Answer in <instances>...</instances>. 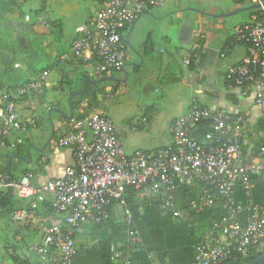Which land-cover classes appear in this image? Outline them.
<instances>
[{
    "label": "crops",
    "instance_id": "1",
    "mask_svg": "<svg viewBox=\"0 0 264 264\" xmlns=\"http://www.w3.org/2000/svg\"><path fill=\"white\" fill-rule=\"evenodd\" d=\"M46 1L0 0V31L2 28L10 31L16 25L15 20H20L17 10L21 5L26 4L34 13L37 11L35 6ZM86 1H89L90 6L85 12L84 21L78 26L89 23L105 4H99L96 0ZM198 2L201 0H161L157 7L144 11L134 23L123 29L127 45L124 69L102 75L96 80L100 87L105 86L106 89L99 110L109 116V106H121L119 102L114 103L116 97L127 94L129 87L136 81L148 78L144 83L141 82L140 87L143 94H151L149 102H139L133 113H121L118 123H115L127 154L152 152L171 145L170 125L175 119L186 115L193 103L211 110L223 109L232 115L248 117L250 126L264 112L254 104V86L229 88L225 81L228 67L240 63L247 54V46L235 41V30L241 24L250 22L252 16L246 11L248 18L239 19L243 12H238V9L243 7L238 0H224L209 8L198 6ZM37 15H41V12L38 11ZM75 29L64 46H55L53 52L49 53L53 61L44 68L55 70L58 67L56 65H61L59 55L69 50ZM14 41L10 37L6 43L0 42V102L6 92L14 91L11 87L16 85L20 73L30 80L35 77L29 71L32 62L28 64L11 58ZM129 48L137 59L129 55ZM225 49H229V52L222 58L220 54ZM52 72L40 92L29 94L17 102L16 110L21 118H38L39 122L35 129L22 137L24 148L20 156L30 162H23L17 157V135L7 139L0 150V167L7 164L8 173L14 178L20 176L28 163L37 161V152L33 148L41 149L49 140L52 141L54 135L61 138L69 129L63 117L70 120L74 114L84 113L85 104L78 97L79 93H74L70 84H61L60 72ZM89 74L95 75L94 72ZM141 119H146L147 125L133 131V124ZM32 132L36 133L33 137ZM208 133L210 130L205 126H196L191 131L192 137L202 144L208 143ZM58 140L46 147V161L35 169L33 184L43 185L49 180L60 179L65 170L74 165L72 148L59 147ZM246 142L250 145L245 156L254 158L250 155L252 142L247 139ZM250 179L253 185L251 202L256 207L264 208V172L252 174ZM233 195L239 207L237 218L244 224L248 199L239 185L235 187ZM167 196L174 209L183 214L181 218L162 210L164 208L141 205L131 211L128 207L132 215V227L141 241L139 246L130 251L135 264H194L195 247L212 224L227 215V210L220 204L202 210L196 208L201 198L199 185L173 188ZM21 202L26 204L27 200ZM39 208L41 215L25 225L12 221L2 223L6 238L0 244V264H14L9 259L10 250L15 248L18 251L26 243H39L44 227L62 224L64 215L51 211L49 197ZM110 213L111 224L86 223L75 232L76 254L71 264H122L113 257L116 248L113 239L120 244L121 232L114 235L113 230L127 226L125 216L115 206Z\"/></svg>",
    "mask_w": 264,
    "mask_h": 264
},
{
    "label": "built area",
    "instance_id": "2",
    "mask_svg": "<svg viewBox=\"0 0 264 264\" xmlns=\"http://www.w3.org/2000/svg\"><path fill=\"white\" fill-rule=\"evenodd\" d=\"M250 1L259 5L258 15H252L250 22L235 30V41L247 46V54L240 63L228 67L225 81L229 88L254 86V104L264 109V0ZM160 3L161 0L107 1L89 23L76 27L70 48L60 60L94 61L95 75L122 71L127 58L123 29ZM228 52L225 49L220 57ZM48 76L49 71H44L1 97L0 150L12 135H17L15 146L22 145V137L37 127L39 119L21 118L16 106L29 94L40 92ZM69 122L71 132L59 139L57 145L72 148L74 165L65 170L62 178L43 185L32 183L34 171L45 163V156L28 163L18 181H10L0 170V198L10 189L19 199L30 202L28 209L12 212L13 223L25 225L36 215L37 205L48 197L51 211L64 215L62 224L43 228L39 243H26L16 252L20 260L30 264H71L76 254L75 232L83 224H103L109 220L113 206L124 212L129 242L140 245V237L132 227L125 189L142 188L154 194L163 191L167 195L173 188L200 184L204 187H200L201 198L196 208L202 210L221 201L227 215L214 222L195 247L194 264H222L235 254L264 248V208L254 206L250 199V176L264 172V149L257 161L242 154L246 144L243 131L251 123L250 118L193 103L186 115L170 125L171 145L133 154H127L113 121L101 110L93 108L82 118L72 116ZM203 122L210 123L208 146L191 135L192 129ZM146 125L147 120L141 119L132 130ZM238 185L248 199L244 224L237 218L239 207L233 195ZM164 206L174 217L182 215L168 196ZM113 257L122 264H135L130 251L114 252Z\"/></svg>",
    "mask_w": 264,
    "mask_h": 264
},
{
    "label": "trees",
    "instance_id": "3",
    "mask_svg": "<svg viewBox=\"0 0 264 264\" xmlns=\"http://www.w3.org/2000/svg\"><path fill=\"white\" fill-rule=\"evenodd\" d=\"M96 1L99 4H104L109 0H96ZM238 3L240 4L241 7H247V6L253 5V2L250 0L238 1ZM43 6H44V3H43ZM38 11L42 12L41 10L35 11L33 13L34 17H36V14ZM247 13L250 16L258 15L259 10H250ZM19 17H21V19H23L25 16H24V14L23 15L20 14ZM57 25H58L57 22H49L48 30L52 29L53 27H56ZM0 42H1V37H0ZM0 46H1V43H0ZM62 54L59 55V59H60V56ZM1 56L2 55L0 54V57ZM31 60H32L31 55L24 54V57L22 60L23 63L30 64L31 62H29V61H31ZM95 65H96V62H94V61H87L84 58H72L68 61H62L61 60V65H56L58 67L55 70H53L49 67L37 69L31 63L30 67H29V71L31 73H33L32 75H35V77L33 79L37 78L44 71H49V73H50V71L60 72L59 73V81L61 82V84H63V83L64 84H70L71 88H73V90H74V93H76V94L79 93L78 97L81 100H83V102L85 104L83 114H74V116L82 118L84 115L89 113L91 111V109H93V108L99 109V104H100L101 100L103 99L104 96H106V91H105L104 87H100V85L96 81L102 75H92V74L90 75L88 70L87 71L85 70L86 68H91L93 70V67ZM20 75L21 76L17 79L16 85L11 87L12 90H16L17 88L23 86L25 83L30 81V79L24 78L23 74L20 73ZM250 87H252V86H250ZM43 88H44V86H43ZM263 111H264V109H263ZM234 116H236V115H234ZM63 119H64L63 121H65V123L67 125H69V127H68L69 129H67L65 131V133L61 136V138H63L64 136H66L67 134H69L71 132L69 119H67L66 117H63ZM198 126H205L206 128H208L211 131L209 122H203L202 124H199ZM243 132H244L245 139L250 140V142H252V146L250 148L252 154H250V155H252V157H255V158L259 157V154L261 153L262 149H264V112H263L262 116L258 119V121L254 125H252V126L246 125L244 127ZM61 138H57L56 135H54L52 141L50 142V144L47 147L51 146V144H53L54 142H56L58 139H61ZM204 145L208 146V143L204 144ZM249 145H250V143L244 144L242 146V154L243 155L246 154V152H247L246 149L249 147ZM22 148H24V144L17 147V149H16L17 155L20 156L22 154V152H23ZM44 153H36V155L38 156L37 161L40 160L44 156ZM12 165H13V163H12ZM11 169L13 170V166H11ZM0 170L2 171V173L7 175L8 171H9V167L7 164H5V165L0 167ZM25 172H26V169L23 172H21V174L18 178H14L12 174H9L8 179L10 181H18L25 174ZM199 186L201 188H203L204 184H200ZM124 195L127 198L126 203H127L128 207L130 208L131 211H133V209H135L141 205H149L155 209L164 208L162 210L170 212L172 214V211L164 206V201L166 200L167 195L163 191H160V192L154 194V193H150V192H144V190L142 188H127L124 191ZM22 200H24V199H19L18 197H16V195L13 194L12 190H10V189H7L2 193V197L0 198V222L1 223L6 224V222L7 223L10 222L12 212L15 210H18V208L19 209H28L29 208L30 202L27 201L26 204H23L21 202ZM43 203L44 202L39 203L37 205V207H36L37 212L33 218L41 215V209L39 207ZM216 204L223 205V202H221V201L216 202ZM196 211H198V210H196ZM182 216H183V214L181 216L176 217V218H181ZM109 223L111 224L110 219L107 220L106 222H104L103 224H109ZM128 229H129V227L126 226L123 228L116 227L115 230H113L114 235H117L118 233L121 232V237H122L119 240L120 244L117 242L116 239H113V241H114L113 244L116 247V248H114L113 253L114 252L131 251L136 246H139L138 244H133V243L129 242L128 234H127ZM16 252H17V250L15 248L13 250H10V252H9V259H11V261L14 264H30L29 261L20 260L17 257ZM262 254H264V248H262V249L260 248L258 251H255L254 248H251L245 254L233 255L231 258H229L228 260H226L222 264H245L247 262H250V261L258 258ZM119 261H121V260H119Z\"/></svg>",
    "mask_w": 264,
    "mask_h": 264
},
{
    "label": "rangeland",
    "instance_id": "4",
    "mask_svg": "<svg viewBox=\"0 0 264 264\" xmlns=\"http://www.w3.org/2000/svg\"><path fill=\"white\" fill-rule=\"evenodd\" d=\"M221 1L224 0H201L197 4L202 8H209ZM45 4L44 6L43 4L34 5L35 10L42 11L41 15L36 14V17L33 16L32 10L26 4L21 5L18 7L17 12L21 15L24 14L25 17L21 19V16L20 20H15L16 25H13L11 29L13 31L8 30L10 33L5 28L0 31L2 44L8 42L10 37L15 40L12 46L14 49L11 50L13 52L11 58L22 62L24 54H29L33 59L29 62H32L37 69L44 68L45 65L52 63L53 60L48 56L49 53L53 52L55 46H64L75 27L84 21L85 12L90 6L89 1L86 0H47ZM247 16V13L243 12L239 15V19L245 20L248 18ZM48 21L57 22L59 25L48 30ZM128 53L133 59H137L132 49L129 48ZM26 66L28 65L26 64ZM88 72L92 73L93 70L90 68ZM56 77L55 74L54 78L56 79ZM145 80H148V78L136 81L137 83L129 87L127 94L116 97L114 103L119 102L121 105L119 108H114L113 105L109 106L108 114L115 126L121 113H133L139 102H149L148 99L151 94H143L140 87L141 82L144 83ZM35 134V132H32V137ZM31 142L34 141L31 140ZM2 227L3 224L0 222L1 245L6 238Z\"/></svg>",
    "mask_w": 264,
    "mask_h": 264
},
{
    "label": "water",
    "instance_id": "5",
    "mask_svg": "<svg viewBox=\"0 0 264 264\" xmlns=\"http://www.w3.org/2000/svg\"><path fill=\"white\" fill-rule=\"evenodd\" d=\"M259 9V5H252V6H247V7H243L238 9V12H246V11H250V10H258ZM71 118V117H70ZM50 143V140L41 148H33L37 153H44L47 145ZM18 158L22 159L23 162H30V160H25L24 158H22L21 156H17ZM7 179L9 177V173L6 175ZM245 264H264V254L260 255L258 258L247 262Z\"/></svg>",
    "mask_w": 264,
    "mask_h": 264
}]
</instances>
